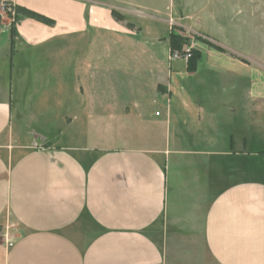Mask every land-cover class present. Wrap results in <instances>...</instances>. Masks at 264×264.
Returning <instances> with one entry per match:
<instances>
[{"label":"crops","instance_id":"1","mask_svg":"<svg viewBox=\"0 0 264 264\" xmlns=\"http://www.w3.org/2000/svg\"><path fill=\"white\" fill-rule=\"evenodd\" d=\"M8 1L54 22L0 9V264H264V71L186 4L193 71L166 0Z\"/></svg>","mask_w":264,"mask_h":264},{"label":"rangeland","instance_id":"2","mask_svg":"<svg viewBox=\"0 0 264 264\" xmlns=\"http://www.w3.org/2000/svg\"><path fill=\"white\" fill-rule=\"evenodd\" d=\"M132 1V0H131ZM138 3L146 4L153 11L162 9L165 0H133ZM168 2V9L170 16L167 18L171 31L176 34H181L189 38L190 42L183 46L191 48V54L194 50L202 48H214L216 50H224L218 43L211 41L205 33L196 31L194 29H185L180 24V16L185 12L184 5L189 7L190 14L200 20L201 25L212 35L221 39L224 46L229 45L240 52L242 59H247L255 64L258 70L264 71V0H166ZM2 4L12 6V11L16 12V5L8 0H0V9ZM162 11V10H161ZM3 12V11H2ZM131 14H138L137 11L130 12ZM4 14L13 17L10 12ZM129 15V14H128ZM141 17H147L142 11L138 14ZM132 18V15H129ZM222 24L223 26H221ZM221 26V27H220ZM154 28V24L148 23L145 28L150 30ZM153 45V44H151ZM159 48L166 50V45H156ZM219 47V49L217 48ZM230 48V47H228ZM202 53V52H201ZM191 55V57H192ZM190 57V58H191ZM189 58V59H190ZM189 59H187L189 61ZM223 62H229L226 59ZM258 74V73H257ZM250 75H242V85L247 82ZM256 84L258 90L264 88V79L257 75ZM99 89L101 86L98 87ZM98 89V91H99ZM99 121V120H98ZM120 119L103 120L107 127L114 130L117 135L120 134L121 128ZM105 125V126H106ZM99 125L97 126V128ZM99 130V128L97 129ZM100 136V135H97ZM0 235H2V226H0ZM1 240V236H0Z\"/></svg>","mask_w":264,"mask_h":264},{"label":"trees","instance_id":"3","mask_svg":"<svg viewBox=\"0 0 264 264\" xmlns=\"http://www.w3.org/2000/svg\"><path fill=\"white\" fill-rule=\"evenodd\" d=\"M114 15H117V11L113 10ZM23 17H29V18H33L36 19L38 21L47 23V24H52L54 22L53 19L49 18L48 16H45L37 11H34L30 8L24 7V6H20V5H16V13L14 16V21H17ZM190 42L189 38L186 36H183L181 34H176L174 31L171 32L170 34V46L172 50H177V49H181L183 46H185L186 44H188ZM219 49V47H217ZM221 50V49H219ZM201 50L200 49H195L193 52L192 57L189 59L188 61V69L190 71L195 70L198 62L200 61L201 58Z\"/></svg>","mask_w":264,"mask_h":264},{"label":"built area","instance_id":"4","mask_svg":"<svg viewBox=\"0 0 264 264\" xmlns=\"http://www.w3.org/2000/svg\"><path fill=\"white\" fill-rule=\"evenodd\" d=\"M2 11L3 12H10L15 16V11H12V6H7L6 4H2ZM14 16L12 18H14ZM191 48L185 47L184 49H177L173 50L171 53V59L176 60V59H189L191 57Z\"/></svg>","mask_w":264,"mask_h":264}]
</instances>
